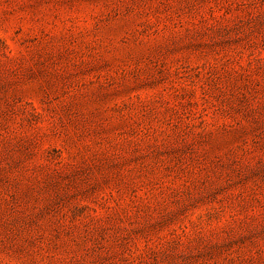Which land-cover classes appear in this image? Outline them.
I'll return each mask as SVG.
<instances>
[{"label":"rangeland","instance_id":"obj_1","mask_svg":"<svg viewBox=\"0 0 264 264\" xmlns=\"http://www.w3.org/2000/svg\"><path fill=\"white\" fill-rule=\"evenodd\" d=\"M0 264H264V0H0Z\"/></svg>","mask_w":264,"mask_h":264}]
</instances>
